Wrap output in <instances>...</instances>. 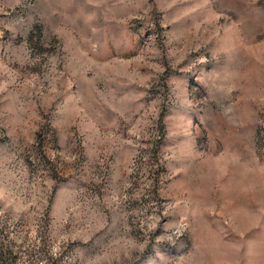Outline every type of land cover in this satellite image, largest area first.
Instances as JSON below:
<instances>
[{"label": "rangeland", "instance_id": "obj_1", "mask_svg": "<svg viewBox=\"0 0 264 264\" xmlns=\"http://www.w3.org/2000/svg\"><path fill=\"white\" fill-rule=\"evenodd\" d=\"M0 264H264V0H0Z\"/></svg>", "mask_w": 264, "mask_h": 264}, {"label": "crops", "instance_id": "obj_2", "mask_svg": "<svg viewBox=\"0 0 264 264\" xmlns=\"http://www.w3.org/2000/svg\"><path fill=\"white\" fill-rule=\"evenodd\" d=\"M82 31L83 30H86V32H87V30L88 29H81ZM114 31H116V34H110V35H107V37H114V36H117L118 38H121V39H125L126 37H127V28L125 27V28H119L118 30H117V28H116V30H114ZM103 38H106V35H103ZM125 45H126V43H125V41L123 42V43H114V44H112V47H115L116 49H118V48H121V47H125ZM105 47H107L108 48V45H107V42H102L101 44H100V47L99 48H103V52L105 53L106 52V48ZM76 54H79V51L77 50V52H76ZM104 56H102L101 58H100V60H104ZM90 61H92V63H96L95 61L96 60H94V59H91ZM104 65H103V67L101 68V69H103L104 71H109L111 68L109 67V65L107 64V62H105L104 61V63H103ZM125 66L124 65H121V68L123 69Z\"/></svg>", "mask_w": 264, "mask_h": 264}]
</instances>
